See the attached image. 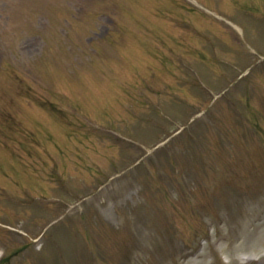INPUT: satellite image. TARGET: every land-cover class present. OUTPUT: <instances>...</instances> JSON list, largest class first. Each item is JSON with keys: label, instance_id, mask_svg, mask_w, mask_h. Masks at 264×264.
I'll return each instance as SVG.
<instances>
[{"label": "rangeland", "instance_id": "rangeland-1", "mask_svg": "<svg viewBox=\"0 0 264 264\" xmlns=\"http://www.w3.org/2000/svg\"><path fill=\"white\" fill-rule=\"evenodd\" d=\"M44 0H0V44L2 47L7 48V52L9 57H6L4 59V65H10L11 62H16L18 65V68L25 69L27 73L29 72H35L37 75L35 76V81L42 85V81L47 82V84H55V82H58L59 86L64 85L65 83L61 80H59V75L53 74L52 71L55 70L53 66H49L45 64L44 59L49 58V62L51 64L55 63L57 60L60 59L59 51L62 49L63 46L68 44V41H66L62 36L58 35L59 27L62 28L64 26L65 20V14L66 19H71L73 26L75 28V32L77 34H83L84 25H82V22H77L76 20H73L74 12L76 9V5H68V2L66 3V0H47L46 2H43ZM148 1V7L145 11L142 12V17L144 18L145 22L147 24L152 23L155 30H158L160 33H164L166 35V32L163 31L164 29H170L168 31L169 34H175L177 32V29L174 28V31L172 28H169L166 26V21L159 22L155 24V16L156 12L162 11H172L175 14H181L180 10L179 12L177 9L173 7L174 3L172 0H147ZM200 3H203L202 1L206 0H197ZM214 9L229 13L230 16L228 18L232 20L234 23L242 27V23L248 27L247 31V39L249 43L257 48L262 49L264 45V37H259L258 35L260 33H264V29L260 21L255 18L252 14V10L238 7L235 5H229L230 0H209ZM249 3L253 4V0H247ZM257 4L259 5L263 0H256ZM245 2V1H243ZM242 2V3H243ZM40 4L48 6L50 9L49 17L48 18H41L39 16L35 17L36 20H34V25L31 26L30 30H27L23 25V21L21 20L22 17H26L29 14L34 13V16H36L35 7H40ZM206 4V3H205ZM227 4V5H226ZM21 5H28L33 8L26 9L25 12H21L15 16L13 15L14 20L11 21V23H8V15L5 16L7 13H14L12 11H8V9L17 10L16 6ZM210 6V5H209ZM207 6V7H209ZM231 6V7H230ZM7 7V8H6ZM230 7V10L228 8ZM65 9V12L60 11V9ZM209 8L212 9L210 6ZM258 10L264 11V5L258 6ZM188 19H190L191 22H196L197 17L193 14L186 13L185 14ZM47 16V15H46ZM91 19V16L89 17V20ZM91 21V20H90ZM102 22H105L104 18L103 20H100ZM91 24L93 25L92 21ZM106 24H109L108 22L102 24L97 28V31L100 32L99 38H102L104 36L102 32L103 29H105ZM205 30L211 33V35L216 36L220 42L221 45H223L227 49V45L231 43L229 38L222 34L221 37L217 36V34H220L223 30L219 26L207 22L205 26H201ZM25 28V29H24ZM96 28V27H95ZM25 30V31H23ZM86 30V29H85ZM22 31V32H20ZM101 42L104 41V39L99 40ZM5 42V43H4ZM5 44V46H4ZM98 47L101 46V43H97ZM1 48V47H0ZM227 54V53H226ZM233 56V55H232ZM18 59V62L16 61ZM148 54H146L145 59L138 63V64H131L127 67L126 72H129V74L133 73H151L148 71L150 66L148 65ZM151 62L154 64L153 70L157 69L156 62L151 59ZM204 66V65H203ZM205 67V66H204ZM208 69V67H205ZM124 66L123 69L124 70ZM121 70V68L118 69V71ZM259 79V77H258ZM5 85L4 82H1L0 80V99L3 101L1 103V108L5 111H9L12 113L13 117L15 118L16 123H20L21 128L24 129L25 133H31V132H38L39 136L41 137H48V139L52 136L56 139H63L66 138V131L57 123V126H54V124L51 122V119L43 114L40 113V109H37L35 106L30 105L28 103L23 104L24 102H21V104H16L17 99L12 100L9 104L6 102L13 92H7L3 93V86ZM44 88V86L42 85ZM15 93V92H14ZM103 98H106L107 102H105L103 105V109L111 108V111L113 112L116 107L119 108L120 105L116 102V98L114 97V94L112 95L108 92L106 96ZM103 98L99 100H103ZM83 102L86 105H89L92 101V98L89 97V95H82ZM19 105H25L24 107L20 106V109L18 108ZM264 107V99L263 100H256L254 102V108L258 110H262ZM36 109V111L32 110ZM102 109V110H103ZM220 114L218 115V119H220L221 123L217 125L215 128H210L208 132L205 134V141H208L212 138V136L215 134L217 130H220L223 132L225 137L230 136L233 133V124L231 119L229 118V115L225 112V108L222 106L220 108ZM206 118H210V115L208 117H205L203 119L204 121ZM34 120H38L42 123L41 127H38L35 123H33ZM39 128V129H38ZM94 132L99 134L100 136H106L109 132H113L116 130L113 126L108 125H96L94 129ZM2 133V132H1ZM0 133V134H1ZM69 141L65 140L63 142H69L72 138H68ZM214 139V138H213ZM75 140V139H74ZM214 141V140H213ZM69 147H72L69 144ZM74 147H72V150ZM28 160V158H27ZM160 160H163L161 165L164 169L161 170L160 176L157 178L155 177H145L144 175L141 176L140 183L144 179H150L149 181L153 184V186L146 185V186H136L132 188H129L130 181H126L123 184L126 185L125 191L127 196L124 199L123 203H116L114 200L115 192L112 191L107 196H111L109 199H107L108 203L111 204H105L101 206H97L96 208L91 207L95 206V203H92L90 205H87L84 208V212H86L83 215H76L72 217V225H67L70 227V229L74 231L81 230L83 232V236H88V233L85 232L86 230L83 228V226L90 227L89 232L94 233L95 238L97 239L98 244H96L94 247H91V251L96 253L97 246L100 248V251L104 253H108L109 249L114 248L118 255L120 256V259L123 260L126 258L127 260L123 263H117V264H213L215 261V257L212 253L217 252L220 254L221 261L224 264H228V262H231L230 264H251L246 257L249 256H257L261 260L259 263H252V264H264V164L260 163L258 167L251 172H237L239 169H233V167L236 166L235 162H224L223 164L220 163V167L223 168V165L231 169L230 172L232 175H225L224 172L219 171L217 173L215 170L209 171L206 173V180L214 183L217 180H223L224 182L221 183V186L226 187L223 189V194L221 192L213 193V196H215V200L217 201L215 204H209L205 206L203 209H198V214L195 217L196 220V228L200 227V233L203 234L204 232L207 233V229L211 228L213 231L209 235L211 236V240L209 242H203L202 251L198 252L194 249L196 247L194 246L193 249H190L184 241H181V238H176V234L168 229L166 230V236L161 233L159 230V235L156 236V247L155 244H153V248L151 247L147 252H143L142 256L140 254H137L139 251H137V241H136V234L134 231H132L131 228H128V226L120 230L118 227L119 223L125 222L126 217H129L132 214L135 215L137 211L135 209V206L137 205L134 199L136 198L137 194L139 193L140 196H142L143 200H146L148 202H157L161 205H168L171 209H174L173 206L177 207V204L183 208V212H186L188 210V204L180 198L178 201L173 200L172 202L166 203V195H163L160 189H166V160L164 158H160ZM242 161L244 163L254 161V158L250 156H244ZM23 164L21 165V176L24 177V170H23ZM8 171L6 165L4 164V161L1 162L0 160V173L4 176V172ZM9 172V171H8ZM157 173V171H154ZM84 174H87L86 172H83ZM34 177V176H33ZM24 178H22L23 180ZM34 179V178H32ZM30 180V179H28ZM39 180V179H37ZM153 180V181H152ZM43 182V181H42ZM245 182H251L252 187L250 186V190L244 189L246 193L242 194L243 200L246 202V215L242 216L238 219L237 223V231L239 229H243L245 232L242 233V235H239L237 238L233 239L231 242H225L222 240V237L225 234H228L229 228L231 227L230 224L227 227V221L224 225L222 220V216L218 217L216 214V208H218V205L220 203H228L229 202V194L230 191L227 189L229 186H238ZM44 183V182H43ZM46 184V183H44ZM31 184L29 183V186ZM134 185V184H132ZM131 185V187H132ZM159 185L161 187H159ZM188 182L184 183V188H187ZM164 187V188H163ZM183 187L182 184H177L176 188ZM189 188H193V191H195L192 183L189 185ZM252 188V189H251ZM32 189V188H30ZM236 193V192H235ZM128 195L131 197L128 198ZM200 196L203 195V193H199ZM11 196L10 193L0 187V201H3L6 197ZM106 196V197H107ZM119 196V194L117 195ZM102 198L101 202L104 201L106 198ZM18 198L24 200V192L19 191ZM183 204H182V203ZM201 204V198L198 197L196 201L192 204L191 209H194L198 207ZM104 206V207H103ZM153 210V209H151ZM178 212V209H174ZM19 210H13L11 207L7 205H0V220L4 218L7 221L17 222L18 219H20L21 212H18ZM154 211V210H153ZM251 216L255 218H251ZM186 220L184 221L181 217L179 218V215L177 218V225L186 232L190 231V229L186 226V221H189L190 224L193 226L194 223L191 219V217L186 213ZM163 216L158 213L155 215V221H162ZM253 221H255V224H252ZM1 222V221H0ZM91 225V226H90ZM214 227V228H213ZM162 230V229H161ZM148 233V232H147ZM66 229L65 228H59L57 229V237H63L65 236ZM208 235V234H207ZM178 236V235H177ZM163 238V240H162ZM194 239V238H193ZM206 239V238H205ZM218 240L217 245L213 246L212 242ZM58 241L62 245V238H59ZM196 244L198 245V238L194 240ZM47 247L52 251L50 248L52 244L51 241H48ZM150 244V243H149ZM229 246V247H228ZM147 247V246H145ZM228 247V248H227ZM136 248V250H135ZM139 249V247H138ZM135 250V251H134ZM147 250V249H146ZM136 253V255H134ZM202 256H204L202 258ZM132 257H137L138 260H135ZM200 257V258H199ZM50 259V256L41 255V258L29 260L25 258L24 260L27 261V263L32 262L36 264H47ZM203 259V260H202ZM205 259V260H204ZM96 263H99L96 261ZM107 264H115L114 261H106ZM78 264V263H76ZM83 264V263H79Z\"/></svg>", "mask_w": 264, "mask_h": 264}]
</instances>
